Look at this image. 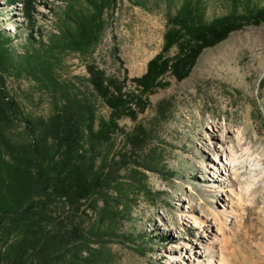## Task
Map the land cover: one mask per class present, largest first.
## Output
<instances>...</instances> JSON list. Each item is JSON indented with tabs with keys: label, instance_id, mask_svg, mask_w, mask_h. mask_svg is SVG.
Wrapping results in <instances>:
<instances>
[{
	"label": "rangeland",
	"instance_id": "obj_1",
	"mask_svg": "<svg viewBox=\"0 0 264 264\" xmlns=\"http://www.w3.org/2000/svg\"><path fill=\"white\" fill-rule=\"evenodd\" d=\"M184 1L112 0L104 10L100 38L92 51L51 49L47 58L55 75L73 94L88 98L97 120L106 119L109 109L91 89L87 66L94 64L106 76L120 80L126 75L125 89H129L131 78L141 76L147 62L161 51L164 33ZM195 1L205 21L233 11L245 13L252 7L264 9V0ZM37 2L38 13L31 24L20 3L0 0V29L10 38L16 55H43V46L50 44L51 37L55 39L69 3L75 10L91 9L87 0ZM176 52L173 47L167 54ZM3 75L7 90L26 116L46 119L62 103L57 91L31 73L8 69ZM166 80L169 85L150 95L143 112L118 121L120 131L113 135L111 146L101 148V155L107 154L108 163L115 166L129 151L124 134L141 126L149 134L137 154L157 162L156 171L146 172L149 193L129 188L123 194L124 203L119 200L113 202L116 207H108L111 214L105 222L111 224L112 231L99 240L104 245H97L103 246L102 264H206L212 249L200 241L202 227L195 223L191 211L211 219V210L218 212L223 204L210 191L226 194L232 184L238 194L232 202L233 229L230 239L213 244L216 261L222 256L223 264H264V176L257 179L259 168H264V21L232 31L204 48L183 80L173 76ZM160 105L165 107L162 112ZM211 124L223 128L218 133L225 146H233L238 154L242 148H250L247 163L253 170L243 169L239 179L230 181L217 164L222 180L214 182L209 164H216V156L211 149L220 148L221 143L209 136ZM16 126L23 128L22 123ZM216 154L222 155L221 151ZM128 174L120 164L115 176L125 183ZM85 209V222L93 220L94 212Z\"/></svg>",
	"mask_w": 264,
	"mask_h": 264
},
{
	"label": "trees",
	"instance_id": "obj_2",
	"mask_svg": "<svg viewBox=\"0 0 264 264\" xmlns=\"http://www.w3.org/2000/svg\"><path fill=\"white\" fill-rule=\"evenodd\" d=\"M87 1L91 7L87 11L75 10L68 2L58 34L43 46L40 56L14 54L10 38L0 29V264H102L103 246L97 245H104L99 240L112 231L105 222L111 214L108 207H116L113 202L119 200L124 203L129 188L149 193L146 172L156 171L157 165L137 154L149 134L141 126L124 134L130 154L123 153L115 166L108 163L101 148L111 146L113 135L120 131L118 121L143 112L150 95L169 85L168 76L177 81L186 78L204 48L232 31L264 21L260 7L205 21L199 2L184 1L164 33L161 51L147 62L141 76L131 78L129 89L126 75L120 80L94 64L87 66L91 89L109 109L106 119L97 120L94 105L62 85L47 58L54 46L73 52L94 49L104 10L112 0ZM8 2L20 3L26 20L34 22L37 0ZM173 47L177 52L169 56ZM8 69L31 73L52 87L62 100L60 106L46 119L26 116L5 86L3 72ZM164 109L160 105L159 111ZM17 123L23 124L22 130ZM120 164L129 173L125 183L115 176ZM86 207L94 212L88 222Z\"/></svg>",
	"mask_w": 264,
	"mask_h": 264
},
{
	"label": "bare ground",
	"instance_id": "obj_3",
	"mask_svg": "<svg viewBox=\"0 0 264 264\" xmlns=\"http://www.w3.org/2000/svg\"><path fill=\"white\" fill-rule=\"evenodd\" d=\"M222 129L223 128L218 126L217 124H211V126L209 127L210 130L209 136H211V138L214 141L218 140L219 142H217V144L221 143L220 148L217 149V146H215L214 149H211L212 151L215 152L214 155L216 156V158H214V162L216 164H213V162L212 163L210 162L209 164V167L214 172V176H213L214 182L217 181L220 182L222 180L219 179L222 175L217 174L218 171L215 166L217 164L220 166L222 174L228 176L230 181L239 179L240 176L242 175L241 172L243 171V169H246V171L253 170L250 164L248 165L247 163L250 157V153H249L250 148L246 146L242 148L241 153L238 154V152L236 151V149H234L233 146H225L224 144H226V141L224 140L223 136L219 135L218 133ZM217 151H221L222 155L217 157L216 154ZM257 175H258L257 179H261L264 176V168H259V172ZM233 187L234 186L232 184L231 187L228 190H226V194H224V192L220 190L210 191L212 195L219 196V199L223 204L221 205L223 209H221L220 211L217 212L215 210H211V215H212L211 219H203L201 217L194 215L195 214L194 209H192L191 211L192 215L194 216L195 223L200 225V227H202L200 241H203L202 243L205 246L212 249V253L209 256L208 254L205 255L206 257L208 256L206 260V264H215V263L223 264L222 256L218 257V260L216 261L217 256L216 254L213 253V249H214L213 244H215L216 240H219L218 244H223L229 238V234L233 229L232 225H233V219L235 218V211L233 209L232 202L233 199L236 198V195L238 196V194H235ZM210 240H213L212 245L210 244Z\"/></svg>",
	"mask_w": 264,
	"mask_h": 264
}]
</instances>
